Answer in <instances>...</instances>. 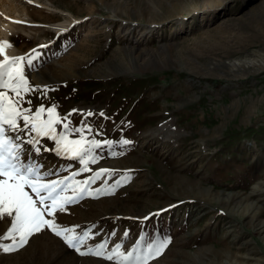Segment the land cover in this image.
<instances>
[{"label": "rangeland", "instance_id": "374dc122", "mask_svg": "<svg viewBox=\"0 0 264 264\" xmlns=\"http://www.w3.org/2000/svg\"><path fill=\"white\" fill-rule=\"evenodd\" d=\"M9 17L22 20L8 56L37 53L25 75L40 91L24 107L55 104L96 139L129 141L115 156L97 150L89 167L115 175L90 187L130 179L56 215L77 234L91 228L81 251L106 241L126 252L145 234L170 239L149 264H264V0H0V24ZM33 158L49 178L81 168L53 151ZM0 264L117 262L45 229Z\"/></svg>", "mask_w": 264, "mask_h": 264}, {"label": "snow or ice", "instance_id": "6c2138e0", "mask_svg": "<svg viewBox=\"0 0 264 264\" xmlns=\"http://www.w3.org/2000/svg\"><path fill=\"white\" fill-rule=\"evenodd\" d=\"M9 47L11 45L7 40L0 41V55L3 56L0 60V223L9 224L0 235V251H17L34 234L48 229L82 256L102 257L108 261L115 260L117 264H149L150 260L162 255L170 242L168 237L145 244V234H142L132 249L126 252L120 250V244L107 251L106 241L81 251V245L93 235L91 228L77 234L76 227L79 226L63 227L57 223V213L66 212L68 205L78 202L85 195L111 194L117 185L130 179L125 173L116 181V185L94 190L90 187L105 175H115L114 171L106 168L93 172L89 167L100 158L97 150L107 148L109 154L115 156L114 146L126 145L129 141L96 139L87 121L73 127L69 120L71 113L62 117L55 104L49 107L40 104L34 111L32 107H24L25 103L32 105V100H26V95L40 91L39 87L30 85L25 75V63L31 66L37 53L33 49V56L10 57L5 51ZM46 92L45 87L41 94L46 95ZM85 115L91 116L93 113L87 112ZM44 140H51L54 147H45L42 143ZM42 151H53L58 156L78 160L80 171L62 178H49L58 174L52 169L42 171L43 164L33 158V154L38 156ZM81 172L92 175L84 180L75 179Z\"/></svg>", "mask_w": 264, "mask_h": 264}, {"label": "bare ground", "instance_id": "6f19581e", "mask_svg": "<svg viewBox=\"0 0 264 264\" xmlns=\"http://www.w3.org/2000/svg\"><path fill=\"white\" fill-rule=\"evenodd\" d=\"M21 18H19V17H9V19H8V21L7 22H5V23H1L0 24V41H5V40H7L9 43H10V41H9V39H8V37H7V34H8V32L11 30V29H13L14 28V26H16V25H14V23H16L17 21H20V23H21ZM28 23V22H27ZM22 25H24V24H22ZM28 26V25H27ZM60 26H62V25H59L58 26V28L60 27ZM22 27V26H21ZM29 27H30V25H29ZM57 27V26H56ZM23 28H25L24 26H23ZM31 28H32V25H31ZM10 45H11V47H9V48H7L5 51H6V53H7V55H9L12 51H13V46H12V44L10 43Z\"/></svg>", "mask_w": 264, "mask_h": 264}]
</instances>
